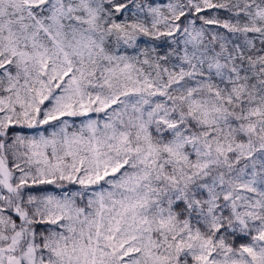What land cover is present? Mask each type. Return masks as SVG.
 <instances>
[{"label": "rangeland", "instance_id": "374dc122", "mask_svg": "<svg viewBox=\"0 0 264 264\" xmlns=\"http://www.w3.org/2000/svg\"><path fill=\"white\" fill-rule=\"evenodd\" d=\"M187 41L202 53L211 44L200 46L198 30ZM2 46L15 71L0 127L35 131L3 144L0 198L21 183L70 188L25 193L18 225L2 200L0 264H264V109L234 107L186 60L167 75L88 47L66 53L45 34ZM209 63H219L216 53ZM157 120L172 133L166 142L151 139ZM175 197L213 225L229 207L250 242L234 249L203 236L173 214ZM31 220L48 224L40 242L26 234Z\"/></svg>", "mask_w": 264, "mask_h": 264}, {"label": "trees", "instance_id": "16d2710c", "mask_svg": "<svg viewBox=\"0 0 264 264\" xmlns=\"http://www.w3.org/2000/svg\"><path fill=\"white\" fill-rule=\"evenodd\" d=\"M192 30L199 31L200 46L211 43L208 52L202 53L188 43L187 32ZM22 34L27 39L45 34L66 53L75 46L88 47L111 62L129 67L153 69L159 65L167 75L178 72L186 60L194 63L234 107L240 106L248 115L264 109V0H49L42 4L37 0H9L5 6L0 4V96L7 95L15 71L14 59L7 61L9 52L2 44ZM215 53L219 63L210 65V56ZM31 128L19 121L0 127V157L5 152L3 144L14 133L28 135L35 131ZM150 134L156 143L166 142L172 135L159 120L152 123ZM68 187L52 182L21 183L18 192L4 187L0 204L2 200L6 203L5 211L18 225L23 218L20 211L25 207V193H58ZM16 206L19 208L14 213ZM171 209L179 221L188 220L203 236L221 238L234 249L251 240L227 206H220L216 225L181 197L173 199ZM47 226L46 222L31 220L25 224L26 234L40 242ZM26 246L23 243L21 249Z\"/></svg>", "mask_w": 264, "mask_h": 264}]
</instances>
